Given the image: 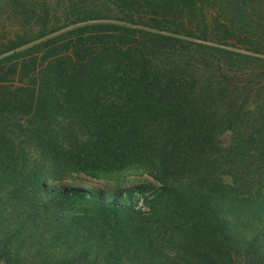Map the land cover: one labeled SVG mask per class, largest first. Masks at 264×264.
<instances>
[{"label": "trees", "instance_id": "1", "mask_svg": "<svg viewBox=\"0 0 264 264\" xmlns=\"http://www.w3.org/2000/svg\"><path fill=\"white\" fill-rule=\"evenodd\" d=\"M228 130L264 158V0H0V264H264V198L217 197L213 168L172 188ZM33 144L169 181L38 182Z\"/></svg>", "mask_w": 264, "mask_h": 264}, {"label": "rangeland", "instance_id": "2", "mask_svg": "<svg viewBox=\"0 0 264 264\" xmlns=\"http://www.w3.org/2000/svg\"><path fill=\"white\" fill-rule=\"evenodd\" d=\"M215 140L216 148L207 151V158L199 159V154H189V151L181 152L176 168L169 167L176 174L172 178V188L175 195L187 196L186 192L190 189L188 186L191 182L202 180L206 183V177L204 176H199L194 180L193 178L197 173L213 168L212 170L219 184L217 197L226 200V202H243L248 198L251 202L258 196L264 198V158L253 156L254 151L252 149L243 148L238 142V135L235 130L221 133ZM30 150L35 161L33 166L38 169V176L33 179L38 182L54 178L56 180H47L48 183L121 189L137 185L162 187L166 181H169L168 179L165 180V177L158 171L152 172L151 169L141 168L126 170L115 177L109 176L105 177L106 179H97L89 175L68 171L63 166L61 158L55 162L54 155H46L34 144L31 145ZM216 150L223 153L221 156L223 164L214 167L210 154ZM7 157V153L2 150L0 158L11 164L13 168V162ZM26 160L27 158L19 160V162L23 163ZM182 160L185 161V166L180 164ZM227 161L230 163H226ZM140 207L144 208L145 211L147 210L143 203H140Z\"/></svg>", "mask_w": 264, "mask_h": 264}]
</instances>
